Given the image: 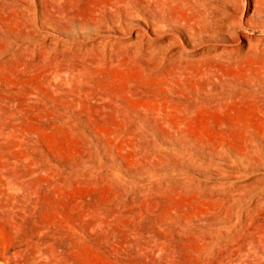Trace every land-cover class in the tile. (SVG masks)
Listing matches in <instances>:
<instances>
[{
	"label": "rangeland",
	"instance_id": "obj_1",
	"mask_svg": "<svg viewBox=\"0 0 264 264\" xmlns=\"http://www.w3.org/2000/svg\"><path fill=\"white\" fill-rule=\"evenodd\" d=\"M248 4L0 0V264H264Z\"/></svg>",
	"mask_w": 264,
	"mask_h": 264
},
{
	"label": "bare ground",
	"instance_id": "obj_2",
	"mask_svg": "<svg viewBox=\"0 0 264 264\" xmlns=\"http://www.w3.org/2000/svg\"><path fill=\"white\" fill-rule=\"evenodd\" d=\"M258 3V0H249V4H248V6H247V11H249L250 9H251V6H255L256 4ZM258 5V4H257ZM256 5V6H257ZM245 6V5H244ZM244 8V7H243ZM245 10H246V8H245ZM245 13V12H244Z\"/></svg>",
	"mask_w": 264,
	"mask_h": 264
}]
</instances>
